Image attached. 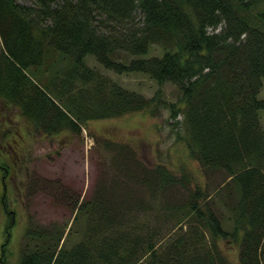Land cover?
Instances as JSON below:
<instances>
[{
	"label": "trees",
	"instance_id": "obj_1",
	"mask_svg": "<svg viewBox=\"0 0 264 264\" xmlns=\"http://www.w3.org/2000/svg\"><path fill=\"white\" fill-rule=\"evenodd\" d=\"M154 45L162 53L146 56ZM88 56L106 70L142 73L175 87L182 104L165 107L173 117L182 114L190 157L206 171H222L233 186L222 188L228 198L235 193L232 230L222 229L208 205L200 206L209 193L199 185L184 203L169 204V194L158 203L156 219L173 221L164 237L161 225L132 220L147 205L131 197L128 181L156 199L170 185L184 186L185 176L160 165L146 168L126 143L104 141L115 152L112 166L123 174L109 187L98 184L90 198L78 201L59 179L30 174L25 195L42 192L64 203L74 210L73 223L83 215L84 228L81 241L64 249L59 243L71 228L65 234V225H34L28 214L18 264H231L217 244L228 235L238 244L239 264H264V130L258 116L264 108L258 98L264 0H0V97L18 107L32 129L49 136L77 133L90 120L163 106L158 95L146 98L88 66ZM183 217L187 227L169 233ZM7 218L5 242L13 221Z\"/></svg>",
	"mask_w": 264,
	"mask_h": 264
},
{
	"label": "rangeland",
	"instance_id": "obj_2",
	"mask_svg": "<svg viewBox=\"0 0 264 264\" xmlns=\"http://www.w3.org/2000/svg\"><path fill=\"white\" fill-rule=\"evenodd\" d=\"M18 1L31 5V0ZM161 53V46L154 45L146 56H157ZM123 59L128 60L129 57L123 56ZM85 62L127 90L138 92L146 98L158 95L161 102H164V107L157 106L150 111L141 110L118 117L90 120L77 133L63 130L49 136L42 134L40 129H32L34 127L31 128L18 107L0 97V164H7L6 170L0 169V198H4L8 212L5 213L0 203V247L5 243L3 254L0 251V259L4 256L5 264H18L21 249L27 242L23 233L30 213L34 215V225L52 226V229L65 225V234L71 228L64 242L59 243L64 249H70L81 241L83 215H79L73 223L74 210L71 211L64 203L55 202L42 192L27 197L26 187L31 173L48 179H59L60 184L66 187L74 198L78 197V201L90 198L98 184L109 187L117 176L119 178L123 173L116 169L117 164L112 166V156L115 152L108 150L103 144L104 141L126 143L146 168L160 165L177 178L185 176L182 179L184 186L180 183L170 185L168 193L164 191L163 194L157 195L156 199L137 182L128 181L126 189L132 192L131 197L135 200L141 199L147 205V209L135 212L134 216H131L132 220L161 225L159 237H164L163 234L173 221L156 219L157 213L162 210L158 208V203L167 200L168 194L169 198L173 196L168 199L169 204L184 203L189 192L199 185L209 193L205 200L199 201L200 206L208 205L222 229L230 232L233 220L230 201L235 198V193L232 191L233 194L228 198L226 190L222 188L226 187L225 184L231 185V182L227 181L229 177L222 171H206L190 157L182 126V114L177 113L173 117L165 107V104L171 103L178 109L182 104L175 87L166 83L158 85L142 73H115L106 70L91 56L86 57ZM44 80L42 78L40 81L44 83ZM41 82L38 81V85ZM258 98L264 100V79ZM258 116L260 126L264 130V108L258 111ZM2 160L4 163H1ZM130 169L129 167V171ZM218 188L219 193L216 191ZM107 196L115 199L113 194ZM7 216H11L13 221L9 228L8 240L5 242L3 230L9 221ZM178 220H181L180 223L175 225L172 231H168L169 233L176 231L180 226L182 229L187 227L184 217ZM217 244L231 264H239L238 244L229 235L227 238H220Z\"/></svg>",
	"mask_w": 264,
	"mask_h": 264
}]
</instances>
